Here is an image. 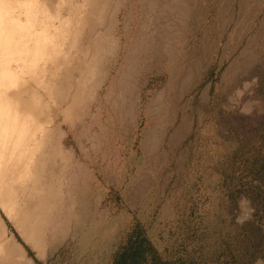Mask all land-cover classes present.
Returning <instances> with one entry per match:
<instances>
[{
  "label": "rangeland",
  "instance_id": "1",
  "mask_svg": "<svg viewBox=\"0 0 264 264\" xmlns=\"http://www.w3.org/2000/svg\"><path fill=\"white\" fill-rule=\"evenodd\" d=\"M0 33L47 119L0 178V264H108L134 220L264 264V175H224L264 155V0H0Z\"/></svg>",
  "mask_w": 264,
  "mask_h": 264
},
{
  "label": "trees",
  "instance_id": "2",
  "mask_svg": "<svg viewBox=\"0 0 264 264\" xmlns=\"http://www.w3.org/2000/svg\"><path fill=\"white\" fill-rule=\"evenodd\" d=\"M218 75L215 76L211 74V79L217 80ZM218 119L221 121L223 116L220 115ZM232 156L239 160L238 158L240 151H235ZM253 154L252 146L245 144L244 145V154ZM242 155V156H243ZM246 163H252L249 170H244L237 167L236 170L228 173H224L226 179H231L229 181L233 182L236 178H241V176L253 175L255 177L264 175V155H260L259 158L250 157L245 161ZM260 164L257 167V164ZM256 168H255V167ZM249 168V167H247ZM115 200L119 201V198L116 197ZM195 210L191 213L192 216L195 215ZM203 211H199V215H203ZM242 230L245 234L250 237H257L258 229L249 226L243 227ZM201 234L197 235L195 230L189 232L188 238L183 240L181 245L173 249V251L168 256H163L158 249L154 246L152 241L148 238L144 226L138 221L134 220L130 225L129 229L125 233L123 239L115 247V250L111 256V259L108 264H240L239 250L236 246L229 241L220 242L219 247L210 253L208 256L205 250V238L200 237ZM240 248H244L243 242L239 240L237 242ZM37 264H40L36 262Z\"/></svg>",
  "mask_w": 264,
  "mask_h": 264
},
{
  "label": "bare ground",
  "instance_id": "3",
  "mask_svg": "<svg viewBox=\"0 0 264 264\" xmlns=\"http://www.w3.org/2000/svg\"><path fill=\"white\" fill-rule=\"evenodd\" d=\"M8 28L11 29L6 24L4 31ZM36 43L33 44L31 66L36 65L35 61L41 57V50ZM7 49L8 43L0 38V178L10 168L22 170L25 167L33 150L29 145L27 152L25 144H29L36 132L47 124L45 110L27 92L20 90L21 84L8 66L13 52L6 56ZM20 56L22 53L16 50V57Z\"/></svg>",
  "mask_w": 264,
  "mask_h": 264
},
{
  "label": "clouds",
  "instance_id": "4",
  "mask_svg": "<svg viewBox=\"0 0 264 264\" xmlns=\"http://www.w3.org/2000/svg\"><path fill=\"white\" fill-rule=\"evenodd\" d=\"M244 205H247V216H237L236 222L239 224L245 223L248 219L251 218L252 214H254L255 209L251 207V202L247 200V198H242L238 202V208H240L241 213L244 212Z\"/></svg>",
  "mask_w": 264,
  "mask_h": 264
}]
</instances>
